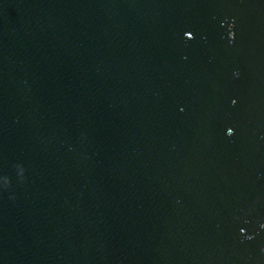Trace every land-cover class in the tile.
I'll return each mask as SVG.
<instances>
[{
	"label": "water",
	"instance_id": "1",
	"mask_svg": "<svg viewBox=\"0 0 264 264\" xmlns=\"http://www.w3.org/2000/svg\"><path fill=\"white\" fill-rule=\"evenodd\" d=\"M0 264H264V0H0Z\"/></svg>",
	"mask_w": 264,
	"mask_h": 264
}]
</instances>
